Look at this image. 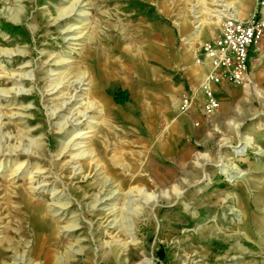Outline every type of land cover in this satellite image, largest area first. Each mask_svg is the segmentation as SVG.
Masks as SVG:
<instances>
[{"label": "rangeland", "instance_id": "rangeland-1", "mask_svg": "<svg viewBox=\"0 0 264 264\" xmlns=\"http://www.w3.org/2000/svg\"><path fill=\"white\" fill-rule=\"evenodd\" d=\"M225 6L0 0V264H264V37L210 115L196 60Z\"/></svg>", "mask_w": 264, "mask_h": 264}, {"label": "built area", "instance_id": "built-area-1", "mask_svg": "<svg viewBox=\"0 0 264 264\" xmlns=\"http://www.w3.org/2000/svg\"><path fill=\"white\" fill-rule=\"evenodd\" d=\"M253 11L245 19L235 17L230 11H223L218 33L203 45V58L198 63L209 62L212 70L209 83L247 85L252 83L251 55L254 46L264 37V0H249ZM208 99L206 114L216 113L220 104L211 94L210 85L205 86ZM188 102H186L187 104Z\"/></svg>", "mask_w": 264, "mask_h": 264}, {"label": "bare ground", "instance_id": "bare-ground-1", "mask_svg": "<svg viewBox=\"0 0 264 264\" xmlns=\"http://www.w3.org/2000/svg\"><path fill=\"white\" fill-rule=\"evenodd\" d=\"M232 6H230V7H227V6H225V10L226 11H230L231 12V10H232ZM73 9H74V7L71 9V10H67V12H65V18H67L68 16H70L72 13H73ZM232 13V12H231ZM235 17H237V18H239L240 16H239V12H236L235 11V9H233V13H232ZM63 16V15H62ZM63 16V17H64ZM222 17V16H221ZM221 17H220V19H221ZM60 19H62V18H60ZM160 35H162V31L159 33V37H162V36H160ZM203 45H204V43H203ZM108 61V60H107ZM111 63H112V61H111ZM113 64V63H112ZM105 69H106V72H107V75H106V78H105V80H110V81H113L114 82V79H115V72H114V65H111V67L110 66H107V67H105ZM148 72V71H147ZM148 75V74H147ZM209 73H208V75H207V77H206V80H205V83H204V85L207 87V85H210V87H211V84L212 83H209ZM81 84H83L82 86H86V87H88L89 85H90V83L88 82V79H86V78H82V80H81ZM114 84V83H113ZM246 86V85H245ZM247 86H250L249 84H247ZM88 91V90H87ZM106 93H109V92H106ZM95 94H100V95H102L103 96V93L101 92V91H99L98 92V90H96V92H95ZM94 94V95H95ZM237 127V126H236ZM226 141V140H225ZM227 143L226 144H228L229 143V140H227L226 141ZM246 142H247V145L246 146H244L243 147V150H245L246 151V149L248 148V145L249 144H254V139L253 138H250V137H247V140H246ZM78 146V145H77ZM227 171V170H226ZM148 198V197H147ZM147 264V263H146Z\"/></svg>", "mask_w": 264, "mask_h": 264}, {"label": "crops", "instance_id": "crops-1", "mask_svg": "<svg viewBox=\"0 0 264 264\" xmlns=\"http://www.w3.org/2000/svg\"><path fill=\"white\" fill-rule=\"evenodd\" d=\"M253 50V49H252ZM196 60H197V58H196ZM198 64V63H197ZM199 65H204L205 67H207V70H209L210 69V72H211V70H212V66H211V64L209 63V62H204V63H199ZM251 66V65H250ZM210 72H209V74H210ZM212 84H215L216 85V83H212ZM211 84V85H212ZM223 86V85H222Z\"/></svg>", "mask_w": 264, "mask_h": 264}, {"label": "trees", "instance_id": "trees-1", "mask_svg": "<svg viewBox=\"0 0 264 264\" xmlns=\"http://www.w3.org/2000/svg\"><path fill=\"white\" fill-rule=\"evenodd\" d=\"M120 94L123 95L124 93L119 92L118 95H120ZM118 97H119V96H117L115 99H116V102L119 103V104H123V103H125V102L127 101L125 98L122 99V100H119V101H118V99H119Z\"/></svg>", "mask_w": 264, "mask_h": 264}]
</instances>
